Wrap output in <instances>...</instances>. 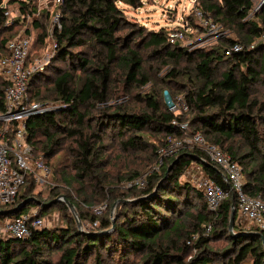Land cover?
Listing matches in <instances>:
<instances>
[{"label": "trees", "instance_id": "16d2710c", "mask_svg": "<svg viewBox=\"0 0 264 264\" xmlns=\"http://www.w3.org/2000/svg\"><path fill=\"white\" fill-rule=\"evenodd\" d=\"M143 1L65 0L62 28L54 32L57 48L53 62L62 59L68 68H57L55 77L34 73L29 79L28 93L32 100L55 98L64 102L58 109L33 115L26 127L27 141L33 145L36 156L42 155L49 168L51 159L58 157L54 174L65 180L68 190L57 192L55 197L65 195L80 218L86 219L72 192L73 183L89 177L98 187H108L106 177L100 174L109 165L104 157L107 136L116 135L123 152L151 151L158 159V149L169 137L183 136L172 123L177 118L189 122L190 132H201L207 141L229 153L243 167L246 193L264 199V101L252 95L256 83H264V44H253L264 32V4L249 19L254 12V0H199L202 10L240 36L237 41L243 49L226 56L225 49L233 39L208 50L189 52L170 43L169 31L164 27L147 30L136 24L122 33L125 18L120 4L139 8ZM14 2L24 14L37 11L35 0H0V59L9 54L7 43L16 24H8L5 12L8 4ZM46 15L49 16L48 12ZM142 45L151 50L148 58L155 57V63L170 66L162 81L187 80L184 99L189 111L185 113L190 112V117L169 110L154 90L139 96L144 102L141 108L121 105L108 109L111 84L117 75L127 86H144L153 78L146 69V62L149 64L151 59L147 60L141 52ZM75 46L86 47L92 53L75 51L72 49ZM30 57L31 54L29 61ZM185 60L192 70L183 67ZM152 65L149 64L150 69ZM40 80L46 81L45 84L38 86ZM47 81L51 86H46ZM8 84L0 76V112L6 109ZM238 138L241 145L237 144ZM177 156L178 161L167 173ZM177 156L167 159L160 167L162 172L154 171L143 186H131L126 193L114 197L115 201L126 198L131 201L119 203L126 209L119 210L110 233L95 234L112 226L110 216L101 218L95 232H82L74 216L64 212L65 226L32 227L30 235L22 239L0 237V264H124L131 261V255L139 256L136 264H213L220 257L226 261L219 264H242L247 260L264 264V230L239 232L244 230L236 223L239 213L236 193L233 191L218 211L212 212L203 193L181 180L192 163H199L213 180L228 188L220 167L199 147L184 149ZM66 169L72 170L68 178L63 176ZM138 175L134 172L128 179L134 180ZM35 183L34 175L28 174L25 190L21 192L24 185L14 202L2 208L12 209L28 198L31 201L16 214L0 213V218L19 215L36 204L38 216L46 213L48 205H39L32 197ZM61 206L69 210L65 202ZM233 207L237 236H232L229 230ZM95 219L91 217L92 221ZM192 220L196 222L191 230L188 227ZM209 224L212 229L207 231ZM202 229L210 235L198 238L197 252L192 254L187 241L192 233ZM220 238L229 239L228 246L211 250L209 243ZM107 255L113 258L112 263L105 262Z\"/></svg>", "mask_w": 264, "mask_h": 264}, {"label": "rangeland", "instance_id": "374dc122", "mask_svg": "<svg viewBox=\"0 0 264 264\" xmlns=\"http://www.w3.org/2000/svg\"><path fill=\"white\" fill-rule=\"evenodd\" d=\"M8 1V0H6ZM55 0H35V5L37 11L33 14L31 12L22 13L19 9V4L17 2L8 4V20L11 23H15L14 30L11 32L12 36L9 39L15 37L28 35L32 40L31 47V57L30 61L37 67L36 73L44 74L48 78L49 76L55 77L57 68L66 69L68 68V63L62 59H59L53 62V57L56 54L51 52L53 43L56 41L55 35L53 33L55 29V16L56 13L63 15V6L55 4ZM255 8L254 12L249 16V19H253L255 13L260 9L259 5L263 0H254ZM120 6L124 10V24L122 26V33H127L133 28L136 24L143 25L147 30H159L161 27L167 28L168 31L179 28L180 24H183L185 20L190 24L191 29L186 32V36L183 40L178 42L181 48H186L189 52H194L196 50H208L219 45L221 42L229 41V39L240 40V36L237 35L232 29L223 26L227 30V34L224 36H211L205 29L199 27V21L195 16V5L192 0H144L143 5L139 8H132L128 5ZM259 8V9H258ZM257 11H256V10ZM46 12L49 16L47 17ZM18 20V21H15ZM36 22L39 26L36 25ZM46 34L45 36H42ZM259 42V38H256L253 43ZM75 51L82 50L83 53L91 55L92 51L86 47L75 46L72 48ZM141 52L148 59H151L149 64H153L152 69L149 68V64L146 62V69L150 70V75L153 77L147 85L138 86L133 84L132 86H127L124 82V79L117 75V80H114L111 84L110 90V99L106 103V106L109 110H114L118 106H136L143 107L144 102L139 99V96H143L147 92L155 91L158 95V99L162 103L166 104L171 100H177L178 98H184V94L187 89H184V86L188 84L187 80L177 81H162L166 77L167 72L169 71V65H159L155 63V57L148 58L150 49L146 45L140 47ZM53 62V63H52ZM52 63V64H51ZM171 63V62H169ZM188 66V67H187ZM183 67H186L188 70L193 69L192 65L186 60L183 63ZM224 69V68H223ZM221 69L219 73L223 71ZM48 70V71H47ZM220 77V75L218 76ZM44 80H40L38 86L45 84ZM46 86H51V82L47 81ZM194 88V87H192ZM253 97H257L260 100L264 101V83L258 82L252 88ZM44 103H50L53 108L58 109L61 107L63 102L61 99L51 98L46 101H41ZM64 103V102H63ZM92 113H96V109L92 110ZM191 114L185 113V117H190ZM119 138L116 135L107 136L106 138V151L104 152V157L108 158L109 165L100 171V174H104L107 180V188H100L97 183L88 178L81 179L79 182H75L72 192L80 201L81 208L87 215V218L82 220L80 219V226L76 220L75 215L68 207V211L62 208L63 200L57 201L54 205H48L52 200L57 198L55 197L56 193L64 192L68 190V185L65 180L56 174H54V168L57 166L58 157L51 159V173L49 176L43 180H35V190L32 193V197L36 198L39 205L47 204L48 210L46 213L42 214V218L45 220L44 227H61L66 225V218L64 217V212L66 215L74 216L76 220L77 227L82 232H95L99 226L101 218L110 216L112 222L116 224V216L119 210L126 209L124 206L120 207L121 203H126L131 201V199H120L115 201L114 197L119 196L122 192L126 193L130 186L128 185L131 180L128 177L134 172H138V178L144 180L152 174L155 170L157 157L153 155L151 151H130L123 152L120 144ZM237 144L241 145V139H236ZM245 150V149H244ZM242 151V153L244 152ZM63 168V167H62ZM195 172H200V168L196 167ZM67 173L63 176L68 178L72 174L71 169H66ZM157 172V171H156ZM161 169L160 172L161 173ZM182 181L190 183L196 187V183L190 181V175L183 174ZM70 186V185H69ZM26 188V185L22 188L23 192ZM197 189V187H196ZM113 190L114 193L110 194L109 191ZM54 195V199H53ZM85 200V201H83ZM195 202H198L197 199ZM37 205V204H36ZM30 206L27 210H34L38 213V206ZM50 206V207H49ZM186 208H184L185 210ZM195 212L196 208H193ZM95 216V220H91V217ZM196 220H192V225H189L188 228L191 230L195 224ZM235 222V220H234ZM188 223V222H187ZM236 223L239 224L240 228H243L244 231H239L240 233L247 232L249 230H254V226L242 220L240 214L236 219ZM112 226L108 229H111ZM106 229V230H108ZM114 230V228L112 229ZM230 234L232 236H237L239 232L233 228L230 229ZM97 232V231H96ZM110 233V232H109ZM7 232L3 226L0 224V237L7 236ZM209 236L206 229H202L198 232L192 233L191 239L187 242L192 246V254L197 252L195 248V243L197 242L200 236ZM229 244V239L220 238L214 239L209 243L211 250L219 251L227 247ZM188 256L187 258H189ZM139 259V256L131 255V261L124 264H136V261ZM113 258L110 256H105L106 263H112ZM226 261L224 258L216 259L213 264H219ZM88 262H91L90 260ZM115 264V262L113 263ZM242 264H252V260H247Z\"/></svg>", "mask_w": 264, "mask_h": 264}, {"label": "built area", "instance_id": "2783aa9c", "mask_svg": "<svg viewBox=\"0 0 264 264\" xmlns=\"http://www.w3.org/2000/svg\"><path fill=\"white\" fill-rule=\"evenodd\" d=\"M192 1L195 5V16L199 21V27L204 28L205 32L214 37L227 34V30L220 22L215 21L210 14L202 10L199 0ZM54 2L63 6L65 0H55ZM262 3L264 0L260 3L259 8ZM5 14L8 17V9ZM62 16L60 13H56V26L53 33L56 29L62 28ZM8 24L12 23L8 20ZM190 29V24L185 20L183 24L179 25V28L169 31L168 40L172 44H178ZM258 38L259 42L264 44V32ZM31 47L30 36L15 37L7 43L9 54L0 59V76L9 81L6 89V109L0 112V210H4L3 206L14 202L21 187L25 185L28 174H33L36 179L43 180L51 173L43 156H36L33 145L27 141L26 127L29 118L55 109L50 103L32 100L29 96L28 82L30 77L37 72V67L29 61ZM56 48L55 41L50 53L55 52ZM242 49L243 45L234 40L225 49V55L230 56ZM63 104L62 102L61 105ZM167 106L175 114L189 111V105L184 98H178L176 101L171 100ZM172 123L180 128L183 136L169 137L166 143L158 149L155 170L159 171L167 159L177 156L184 149L201 148L208 159L220 167L229 184V187L225 188L217 183L207 174L201 164L198 167L201 170L199 173L195 172L192 167L185 170L184 173L190 175V181L195 182L197 189L203 193L208 209L217 212L221 203L234 191L237 195V210L241 219L251 223L257 230H264V199L260 195L253 196L246 193L243 167L218 145L207 141L201 132H190L187 120L180 121L174 118ZM144 184V179L135 178L128 185L141 187ZM0 224L9 236L22 239L30 235L32 227H44L45 220L42 216H38L36 211L29 210L19 215L0 218ZM211 229L212 226L209 224L207 231Z\"/></svg>", "mask_w": 264, "mask_h": 264}, {"label": "water", "instance_id": "95a60500", "mask_svg": "<svg viewBox=\"0 0 264 264\" xmlns=\"http://www.w3.org/2000/svg\"><path fill=\"white\" fill-rule=\"evenodd\" d=\"M264 3L261 4V7L263 6ZM179 157L177 156L173 162L170 164V166L168 167V170H167V173L169 172V170L172 168V166L178 161ZM60 200H63L67 205L68 207L70 208V210L73 212V214L75 215L76 217V220L80 226V219H79V216H78V213H77V210H76V207L75 205L69 200L66 198L65 195H61V196H58L57 198H55L54 200H52L50 203H48V205H52L53 203H56L57 201H60ZM31 201L30 198L28 199H25L23 200V202H21L19 205H17L16 207L12 208V209H9V210H0V213H4V214H16L18 212H20L29 202ZM235 213H236V209L235 207L232 208V211H231V217H230V225H229V228L232 229L233 228V225H234V217H235ZM115 227V222L113 221L112 222V228L111 229H108V230H101V231H97L95 232V234L97 235H101V234H105V233H109L112 231V229Z\"/></svg>", "mask_w": 264, "mask_h": 264}, {"label": "crops", "instance_id": "0c3cea01", "mask_svg": "<svg viewBox=\"0 0 264 264\" xmlns=\"http://www.w3.org/2000/svg\"><path fill=\"white\" fill-rule=\"evenodd\" d=\"M189 167H192L194 170H197L196 167H200L199 163H192Z\"/></svg>", "mask_w": 264, "mask_h": 264}]
</instances>
